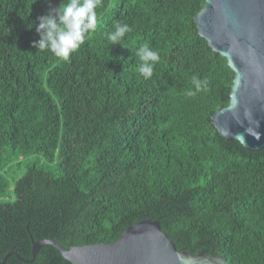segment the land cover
I'll return each instance as SVG.
<instances>
[{
  "label": "trees",
  "instance_id": "obj_1",
  "mask_svg": "<svg viewBox=\"0 0 264 264\" xmlns=\"http://www.w3.org/2000/svg\"><path fill=\"white\" fill-rule=\"evenodd\" d=\"M59 3L0 0V260L30 259L45 238L112 242L153 218L178 250L264 264V147L212 123L233 71L198 33L204 0H102L67 61L33 46ZM117 23L132 30L111 44ZM145 44L160 56L147 80ZM193 76L207 85L188 96ZM3 264L72 263L47 243Z\"/></svg>",
  "mask_w": 264,
  "mask_h": 264
},
{
  "label": "water",
  "instance_id": "obj_2",
  "mask_svg": "<svg viewBox=\"0 0 264 264\" xmlns=\"http://www.w3.org/2000/svg\"><path fill=\"white\" fill-rule=\"evenodd\" d=\"M198 33L208 46L225 57L232 69L229 103L216 110L211 120L219 136L236 140L231 133L244 132L249 119L259 121L261 138L246 135V149L264 147V0H204L194 14ZM244 120V127L237 121ZM52 244L72 264H229L221 255L178 250L157 219L144 218L129 225L112 242L61 246L52 239L32 241L31 262L44 244Z\"/></svg>",
  "mask_w": 264,
  "mask_h": 264
},
{
  "label": "clouds",
  "instance_id": "obj_3",
  "mask_svg": "<svg viewBox=\"0 0 264 264\" xmlns=\"http://www.w3.org/2000/svg\"><path fill=\"white\" fill-rule=\"evenodd\" d=\"M102 0H67L66 3H60L58 6L49 8L47 14L39 16L38 24L34 21L36 32L39 33V40L33 41V46L39 51H50L57 58L67 61L71 54L85 43L86 37L97 29L96 9L101 5ZM32 24V26H33ZM128 24L117 23L113 32L107 33L106 38L111 44L120 43L121 39L131 31ZM136 55L141 61L139 73L144 79H150L153 75L155 64L160 56L157 51L152 50L148 45L141 46ZM192 83L195 91L189 90L188 96H195L206 87L207 81L200 80L193 76ZM248 126L244 127V120L237 122L244 127V132L231 133L226 130V135H232L234 139L242 144H246V135H250L256 140L261 138L262 133L258 131L259 121L249 119Z\"/></svg>",
  "mask_w": 264,
  "mask_h": 264
}]
</instances>
